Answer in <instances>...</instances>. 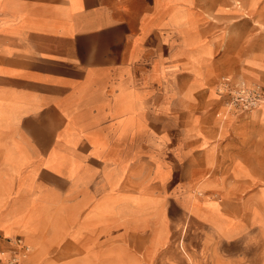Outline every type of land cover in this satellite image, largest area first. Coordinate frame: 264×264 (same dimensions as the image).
I'll list each match as a JSON object with an SVG mask.
<instances>
[{
    "label": "rangeland",
    "instance_id": "obj_1",
    "mask_svg": "<svg viewBox=\"0 0 264 264\" xmlns=\"http://www.w3.org/2000/svg\"><path fill=\"white\" fill-rule=\"evenodd\" d=\"M229 1L230 3L224 2L227 12L235 14L227 16L223 21L212 20V10L207 11L210 18L203 29L206 36L215 42L213 55L211 46L192 29L194 20L190 10L187 7L173 5L168 25L178 38L176 36L173 38L171 34L163 38V41L174 49L169 62L161 58L152 62L151 71L141 78V82L133 79L131 67H123L113 72L110 69L105 71L90 69L86 81L76 89L84 105L104 104L109 108L110 139L115 140V146L123 145L124 149L117 153L109 148V141L100 132L84 131L82 128L88 125V120L83 113L67 116L73 127L78 128L77 131L71 129V133L65 135L68 144L75 146L79 139L86 137L98 157L104 161L109 159L110 162H114L115 172L111 184L115 187L116 177L121 176L130 159L135 156L132 151L133 144L136 141L145 142L152 155L154 151L158 152L157 156L151 155L152 176L157 182V187L163 190L171 168L159 156L164 138L158 137L148 126V122L158 120L163 123L169 114L167 105L161 106L160 109L153 107L156 103V100L152 99L155 97L152 90L154 83L157 85L156 89L161 92L158 96L167 104L170 96L166 94L171 90L173 76L178 71L190 69L193 73L189 91L202 86L200 75L205 80L204 89L188 96L183 92V87L190 72L186 70L176 79V93L172 100L173 121L169 131H166L170 141L175 145L182 142L183 131L191 126L190 124H195L205 135V144L201 145L198 138L188 139L187 156L178 165H174L173 182L177 181L180 184L173 185L172 189H170L172 184L167 187L170 193L167 196L162 195L164 200L155 212L143 213L137 218L124 217L112 222L110 258L107 264L253 262L250 256L241 261V256L235 254L236 247H229L230 243H220L212 228L213 226L215 230L225 232L224 235L232 236L241 231L238 227V232L237 230L231 232L235 229L234 223L242 226L247 225L250 220L252 229H255L254 226L258 223H262V220L264 223V127L261 124L264 121V49L262 50L264 18L244 17L247 15L245 12L250 14L253 10L264 11V7L261 8L262 4L259 3L261 0ZM239 2H242L244 9H241V4H237ZM78 6L79 2L76 4V7ZM38 14L39 10L36 8L26 12L19 5L0 0V29L10 27L12 32L20 33L21 30L55 31L61 28L62 31L69 33L71 25L69 26L63 19L55 18L50 10H48L50 18L39 17ZM62 14L65 13L62 11ZM179 56H184L185 61L181 63L177 58ZM106 74L115 79L109 83L112 94L99 101V90L93 91L91 87L98 78ZM95 86L101 88L104 84L97 83ZM241 86L260 91L262 97L257 107L243 109L233 104V98L236 92L242 89ZM160 113L163 116L158 117ZM249 116L255 117L254 120ZM129 118L130 124L127 123ZM94 119L96 117H93ZM232 139L234 144L229 146ZM230 147L235 150L233 153L236 155L235 160H243V164L249 169L248 175L253 179L249 176L232 177L230 171L234 164L232 158H229ZM175 157H178L177 152ZM44 165L56 173L65 174L72 188L77 187L85 179L84 172L80 171L81 162L68 153L53 151ZM198 169L203 170L201 177L195 175ZM190 173L194 174L192 183L196 184L184 190L180 186L184 184L182 183L184 179L188 180L187 176ZM33 201L32 198L27 210L18 216L20 229L16 232L31 244L32 250L39 245L35 233L40 231L44 220H49L50 214L39 209L34 210ZM141 203L140 197L102 195L94 201L89 213L92 217L106 218L117 213L115 211L119 210L117 206L120 209L129 205L140 207ZM83 214L84 211H78L77 219L80 220ZM28 220L33 224L32 231L26 228ZM245 228L243 229L245 237L250 236V230ZM257 231L259 245L263 246V250L255 261L257 264H264V225L259 226ZM85 232L84 227L78 228L77 234L74 235L72 228L70 232L68 228L47 229L41 260L31 259L30 255L26 264H96L85 259V252L89 247L85 244ZM249 244L245 242L241 246L246 249L245 254L250 251V248H247ZM239 251L242 250L238 249L237 253L240 254ZM11 254L9 253V256ZM198 257L201 259L198 260ZM204 257L209 259L206 261ZM235 257H238L237 260Z\"/></svg>",
    "mask_w": 264,
    "mask_h": 264
},
{
    "label": "crops",
    "instance_id": "obj_2",
    "mask_svg": "<svg viewBox=\"0 0 264 264\" xmlns=\"http://www.w3.org/2000/svg\"><path fill=\"white\" fill-rule=\"evenodd\" d=\"M5 2L19 5L26 12L36 8L39 10V17L43 18H50L48 14L50 10L55 18L67 21L72 27L70 26L69 33L62 31L61 28L55 31L21 30L20 33L12 32L10 27L0 29V254L8 257L9 253H12L10 240L20 239L16 234L20 229L17 218L27 210L33 198L34 210L39 209L50 214H48L49 220H44L40 231L35 233L39 245L34 250L30 248L31 259L41 260L47 229L68 228L70 232L72 228L74 235L77 234L78 228L84 227L85 244L89 245L85 259L89 263L107 264L110 258L112 222L124 217L137 218L143 213L155 212L164 200L162 195L167 196L170 193L167 187L172 184L170 186L172 189L173 185L180 184L177 181L173 182L174 165H178L187 156L188 139L198 138L203 145L206 138L195 124H190L191 126L183 131L182 142L175 145L166 133L173 121L172 100L176 93V79L188 70L182 69L173 76L171 90L166 94L170 96L167 104L158 96L161 92L156 89L155 83L152 89L156 97L152 98L156 100L153 107L160 109L161 106L167 105L169 114L163 123L158 120L148 122L151 130L158 137L164 138L159 156L171 168L165 188L159 189L152 176L151 157L157 156L158 152L154 151L152 155L148 145L139 141L132 146L135 156L130 159L121 176L116 177L117 185L112 187L114 162H110L109 159L104 161L98 157L86 137L79 139L75 146L68 144L65 139V135L71 129L78 130L76 126L73 127L67 116L83 113L88 120V125L82 128L84 131L100 132L109 141L110 147H108L117 153L124 149L123 145L115 146V140L110 139L109 108L104 104L84 105L83 100L77 95V87L86 81L90 69L101 71L110 69L113 72L123 67H131L133 79L141 82V78L151 71L152 62L159 58L169 62L174 49L170 48L163 38L167 34H171L173 38L177 37L168 25L174 6L187 7L190 10L194 20L192 29L198 37L211 46L212 55L215 42L206 36L203 29L210 18L207 16V11L211 9L212 20L219 22L235 13L227 12L224 2L230 3L229 0L177 2L173 0H77V2L76 0H5ZM78 2L79 6L76 7ZM259 3L263 8L264 0ZM240 6L244 9L242 4ZM62 11L65 14H62ZM244 14L249 15H243L246 18L257 16L264 18V11L253 10L250 14L247 12ZM177 58L181 63L185 61L184 56ZM188 71L190 72V69ZM192 74L189 73L183 87V92L188 96L204 89L205 85V80L200 75L202 86L189 91ZM112 80L115 79H111L106 74L94 82L91 89L99 90V101L112 94L109 87ZM97 83H102L104 86L96 87ZM161 116L163 114L160 113L158 117ZM93 117L96 119L93 120ZM250 118L254 120L255 117ZM261 124L264 127V121ZM233 144L232 139L229 146ZM53 151L68 153L81 162L80 171L84 172L85 179L77 187L69 186L65 174L56 173L44 165ZM234 151L230 147L229 158H232L234 164L230 174L233 178H248V167L243 164V160H235ZM176 152L178 157H175ZM202 171L198 169L195 175L201 177ZM193 175L190 173L187 176L188 180L181 181L184 184L180 188L186 190L193 187L196 184L192 183ZM249 177L253 179L252 176ZM102 195L140 197L142 203L140 207L129 205L120 209L117 206L116 208L119 209L115 210L117 213L106 218L90 216L92 204ZM78 211H84L80 220L77 219ZM250 222L249 220L247 225L242 226L234 223L235 229L231 232H235L238 227L241 231L232 236L224 235L225 232L221 233L213 226L212 228L220 243H230L229 247H236L235 254L241 256V261H245L246 257L250 256L253 260L251 264H257L255 258L263 250V246L259 245L257 230L264 223L262 220V223H258L254 226L255 229H252ZM25 225L29 231L33 230L30 220ZM244 227L245 230H250V236L245 237ZM245 242L250 243L247 245L250 251L246 254V249L241 247ZM238 249L243 252L237 253ZM235 258L237 260L238 257ZM200 259L198 257V260ZM203 259L207 261L209 257Z\"/></svg>",
    "mask_w": 264,
    "mask_h": 264
},
{
    "label": "built area",
    "instance_id": "obj_3",
    "mask_svg": "<svg viewBox=\"0 0 264 264\" xmlns=\"http://www.w3.org/2000/svg\"><path fill=\"white\" fill-rule=\"evenodd\" d=\"M242 87V86H241ZM261 93L258 89H239L233 98V104L243 109H252L259 105ZM258 104V105H257ZM12 254L0 264H26L30 256V247L22 242L19 238L10 240Z\"/></svg>",
    "mask_w": 264,
    "mask_h": 264
},
{
    "label": "bare ground",
    "instance_id": "obj_4",
    "mask_svg": "<svg viewBox=\"0 0 264 264\" xmlns=\"http://www.w3.org/2000/svg\"><path fill=\"white\" fill-rule=\"evenodd\" d=\"M20 239L22 240V242H23L24 244L28 245V246L32 249L31 244H30L25 238L20 237ZM6 259H7V257H6L5 255L0 254V262L5 261Z\"/></svg>",
    "mask_w": 264,
    "mask_h": 264
}]
</instances>
